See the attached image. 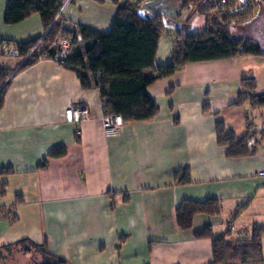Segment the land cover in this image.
<instances>
[{
  "label": "crops",
  "instance_id": "obj_1",
  "mask_svg": "<svg viewBox=\"0 0 264 264\" xmlns=\"http://www.w3.org/2000/svg\"><path fill=\"white\" fill-rule=\"evenodd\" d=\"M7 1L0 0V42L23 44L43 36L37 14L5 24ZM60 1L68 32L80 25L108 32L117 11L113 0ZM151 1L120 3L145 18L160 13L164 25L181 6L180 0ZM177 41L164 27L155 67L168 63ZM20 63L0 56V68L10 71L0 106V170L9 168L0 174V247L22 240L44 244L66 264H209L211 240L194 232L209 225L214 236L228 228L227 239L245 240L254 226L264 228V176H257L264 170V126L252 119L256 109L234 105L240 80L255 78L264 57L185 63L162 78H155L154 67L113 73L149 77L146 90L158 107L153 118L123 122L115 133L101 126L99 90L83 88L74 70L46 57L17 70ZM71 105L88 108V118L66 123L63 112ZM247 121L255 133L254 154L228 157L216 142V123L240 138ZM60 145L65 155L47 158ZM44 159L46 167L37 169ZM182 168L187 184L175 181ZM207 199L219 201L220 214L195 215L191 228L180 230L175 211L181 201ZM261 254L264 264V232ZM17 255L12 264L42 262L30 251Z\"/></svg>",
  "mask_w": 264,
  "mask_h": 264
},
{
  "label": "trees",
  "instance_id": "obj_2",
  "mask_svg": "<svg viewBox=\"0 0 264 264\" xmlns=\"http://www.w3.org/2000/svg\"><path fill=\"white\" fill-rule=\"evenodd\" d=\"M244 4L238 8L239 0H202L196 12L203 15L204 27L199 32L188 33L189 19L175 29L174 36L178 41L174 43L171 57L167 64L155 67V55L158 42L164 30L163 18L160 13L152 17H142L137 8L127 2L113 0L117 5L116 15L108 32H101L85 26H78L76 31L61 28L60 0H8L4 10L3 22L7 25L15 24L37 14L43 30V36L18 44L21 57L37 42L39 51L36 55L21 60L17 70L33 64L45 52L46 58L57 54L52 43L60 33L70 36V53L64 59V65L74 70L83 88L95 87L99 90L103 109L109 114L120 115L123 122L144 121L153 118L158 107L146 90L147 76H130L127 78L113 76L120 71H141L155 68L156 77L162 78L174 73L185 63L206 62L218 59H228L236 56H264L260 46H254L248 38H233L228 23L231 20L244 22L245 17L255 8L254 0H243ZM237 9V10H236ZM212 11L220 17V22L210 19ZM10 71L0 68V106L2 96ZM241 91L237 95L234 105H249L252 109L264 108V93L256 94V80L246 77L240 80ZM251 124L246 125V133L237 138L233 132L226 130L221 122L215 125V137L219 146L226 148V155L240 158L254 154L255 133L250 132ZM64 146L60 145L47 153V158H59L65 155ZM47 165L42 160L37 169ZM9 168L1 169L0 174L8 172ZM175 181L187 184L190 181L188 170L182 168L174 174ZM221 211L217 199H207L202 202L183 200L176 208L175 219L177 227L189 230L195 215L203 214L218 216ZM240 211L237 208L232 217ZM15 218L11 219L14 222ZM263 227L254 226L251 237L245 240H229L228 228L218 236L212 234L211 226L194 232L195 238H209L212 245L213 259L209 264H226L238 260L239 263L257 262L262 264L261 235ZM33 247L40 249L41 264H66L65 260L49 253L44 244L37 245L28 240ZM235 242V244H233ZM5 247H0V260L3 259ZM254 264V263H253Z\"/></svg>",
  "mask_w": 264,
  "mask_h": 264
},
{
  "label": "rangeland",
  "instance_id": "obj_3",
  "mask_svg": "<svg viewBox=\"0 0 264 264\" xmlns=\"http://www.w3.org/2000/svg\"><path fill=\"white\" fill-rule=\"evenodd\" d=\"M152 0L151 2H153ZM181 6L178 7L177 13L172 14L169 13L167 16L166 23L164 25L165 31H175L178 27L184 24L185 21L189 19V27L187 32L194 33L199 32L204 25V16L197 14L196 10L198 8L197 0H180ZM255 8L250 12L247 17H245V21L240 22L236 21V19L231 20L228 23V29L230 30L231 36L233 38H248L252 41L254 46H260L264 51V0H254L253 1ZM244 4L243 0H239L238 8ZM173 5H171L172 7ZM237 10V9H236ZM211 21L217 23L220 22V17L216 14V11H212L210 15ZM264 57V56H262ZM256 73V72H254ZM255 75L256 80V94L264 93V69L258 71ZM254 77V76H253ZM247 111L249 107H246ZM252 112L254 120H256L258 127L260 128L262 125L264 126V109H256ZM260 113H263L261 116ZM262 134V133H261ZM234 232H232L233 234ZM235 244V242H233ZM18 251H30L38 256H40V249L37 247H33L31 244H18L16 246H11L7 250L3 251V259L0 260V264H12L19 260L17 255ZM239 261H232L226 264H238ZM254 264H258L257 262L252 261Z\"/></svg>",
  "mask_w": 264,
  "mask_h": 264
},
{
  "label": "built area",
  "instance_id": "obj_4",
  "mask_svg": "<svg viewBox=\"0 0 264 264\" xmlns=\"http://www.w3.org/2000/svg\"><path fill=\"white\" fill-rule=\"evenodd\" d=\"M58 20L61 23V28L65 29L66 24L60 19V17L58 18ZM39 46V42L35 43L22 58L20 53V46L17 43L11 41H2L0 42V56L24 60L27 57L36 55V53L39 51ZM52 47L57 50V54L55 56H52L50 59L54 60L60 65H64V59L70 53V37L64 36L63 33H60L53 41ZM46 56L47 54L43 52L40 58ZM88 116V108L80 105H71L67 107L63 112L64 121L70 124H79L86 120ZM122 125L123 120L120 115L109 114L107 112L103 113L101 117V126L105 132L115 133L121 128ZM257 176L263 177L264 170L258 172ZM229 228L232 229L231 224H229Z\"/></svg>",
  "mask_w": 264,
  "mask_h": 264
},
{
  "label": "flooded vegetation",
  "instance_id": "obj_5",
  "mask_svg": "<svg viewBox=\"0 0 264 264\" xmlns=\"http://www.w3.org/2000/svg\"><path fill=\"white\" fill-rule=\"evenodd\" d=\"M238 264H253V263H251V262H242V263H238Z\"/></svg>",
  "mask_w": 264,
  "mask_h": 264
}]
</instances>
